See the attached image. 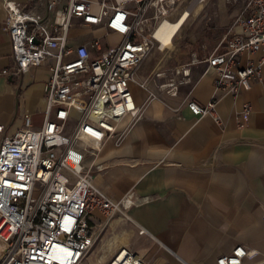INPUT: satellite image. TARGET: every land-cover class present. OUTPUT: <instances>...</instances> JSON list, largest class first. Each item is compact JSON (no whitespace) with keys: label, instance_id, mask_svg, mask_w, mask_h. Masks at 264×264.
Returning a JSON list of instances; mask_svg holds the SVG:
<instances>
[{"label":"built area","instance_id":"1","mask_svg":"<svg viewBox=\"0 0 264 264\" xmlns=\"http://www.w3.org/2000/svg\"><path fill=\"white\" fill-rule=\"evenodd\" d=\"M178 1L43 0L44 15L39 0L29 9L16 0L2 1L12 65L0 69V76L17 77L52 62L44 84L42 121L34 124L25 115L21 127L0 141V264H145L125 246L106 260L91 257L113 220L133 223L128 209L134 200L131 193L112 199L97 187L92 169L84 163L86 156H95L110 136L118 142L139 119L142 107L135 102L131 84L147 92L146 101L159 99V92L177 96L180 85L194 82L190 66L200 65V75L214 72L212 95L205 104L189 96L181 103L197 118L218 121V100L249 89L262 77L264 65V0H251L218 48L203 60L193 53L186 63L153 70L148 79H155L156 91L148 89L136 71L154 47L160 50L155 31L172 20ZM193 2L177 16L191 13ZM72 27L104 33L74 43L68 36ZM109 34L120 36L117 45L100 41ZM244 53L259 55L241 64ZM250 111V104L243 102L240 128ZM126 116L130 123L118 131V122ZM95 211L103 215L102 221L95 223ZM138 233L146 231L138 228ZM214 264H264V254L239 244Z\"/></svg>","mask_w":264,"mask_h":264},{"label":"crops","instance_id":"2","mask_svg":"<svg viewBox=\"0 0 264 264\" xmlns=\"http://www.w3.org/2000/svg\"><path fill=\"white\" fill-rule=\"evenodd\" d=\"M2 1L0 69L12 65L10 41L3 30L6 12ZM16 1L29 9L33 0ZM243 1L208 0L195 12L202 13L204 20L202 41L197 35L190 39L189 28L182 31L166 49L172 59L159 62L149 73H139V65L136 74L142 77L137 79L147 81L148 89L156 91L155 79H148L153 70L186 63L190 52H196L204 42H210L212 47L200 57L212 53L222 44ZM42 2L39 0L38 9L44 15ZM211 32L214 35L209 39ZM258 55L242 54L241 64ZM51 62L17 77L0 76V124L4 128L0 141L21 127L25 115L34 124L42 121L44 84ZM200 69V65L190 66L194 82L180 85L177 96L159 92V99L146 101L147 92L131 84L135 102L142 107L139 119L118 142L110 136L95 156H86L84 163L92 169L97 187L112 199L131 193L134 200L128 209L133 223L113 220L102 234V244L91 253L94 260L108 259L121 246L135 252L145 264H214L219 255L239 244L264 254V65L262 77L253 80L249 89L218 100V121L211 116L197 118L181 103L185 96L200 104L210 99L214 72L200 75ZM243 102L250 104L251 111L240 128ZM129 123L130 117L121 119L118 131ZM94 215L95 223L104 219L98 211ZM138 228H144L146 233L139 234Z\"/></svg>","mask_w":264,"mask_h":264},{"label":"rangeland","instance_id":"3","mask_svg":"<svg viewBox=\"0 0 264 264\" xmlns=\"http://www.w3.org/2000/svg\"><path fill=\"white\" fill-rule=\"evenodd\" d=\"M189 1H191V0H180L178 2H175V4L172 7L173 10H171V19L172 20L175 19V17L178 15L179 11L185 5H187ZM200 6H201L200 3L197 2L195 4V7H194V12H196L197 9L200 8ZM242 14H243V12L240 15H242ZM223 21H224V18L221 20L220 24H222ZM203 22H204V20L202 18V13H198V15L196 16L192 26L189 27L190 33H189L188 37L190 39H193L197 35L198 38L200 37V40L202 41V37H204V35H205L202 33V30H201V25L203 24ZM234 29H236L235 25L231 28V31L228 34V36L231 34V32H233ZM103 33L104 32L102 29H95V28H89V27H72V28H70V30L68 32V36H69V38H71V40L73 42H76L79 39H87V38H91V37L98 38V37H101L103 35ZM213 35L214 34L211 32V34L208 36L209 39H212ZM198 38H195L194 43H196V44L199 43ZM176 39H178V36L176 37ZM100 41L104 45H105V43H108L109 46H115L118 44L119 38L115 34H109L106 36L105 40L101 39ZM209 47H212L210 42L202 43L200 48H198L196 50V52L194 53L196 55L197 59L198 58L200 59L201 58L200 56L202 55L204 50H207ZM104 48H107V46H105ZM169 58H171V56L169 54H165V52H162V51L158 50L156 47H154L147 54V56L144 58V60L141 62V64H140L141 69H140L139 73H141V72L144 73L146 71L149 73V71L151 70V68L153 66L157 65L159 62L164 63V61H167ZM159 69H161V67ZM139 73L136 74V77L140 79L142 77V74L140 76ZM36 124H38V123H36Z\"/></svg>","mask_w":264,"mask_h":264},{"label":"bare ground","instance_id":"4","mask_svg":"<svg viewBox=\"0 0 264 264\" xmlns=\"http://www.w3.org/2000/svg\"><path fill=\"white\" fill-rule=\"evenodd\" d=\"M207 1L208 0H194L191 13L184 14L183 16L179 15L174 20L164 21L157 28V30L155 31V37L159 39L161 43L160 50H166L170 48L175 38L177 36L180 37V33H182V31L184 30H187L192 25L196 16L198 15L197 13L194 12L195 4L199 2L201 5V9H202L204 4ZM225 1L227 3H232V2H235L236 0H225ZM250 1L251 0H244V3L242 7L240 8L239 12L235 15V17L231 20L230 24L228 25L225 35L232 28L235 21L237 20V18L240 16V14L243 12V10L249 4ZM186 15H188L187 18H186ZM193 53H195L194 50L190 52V57H192ZM208 55H204L200 59L203 60Z\"/></svg>","mask_w":264,"mask_h":264}]
</instances>
